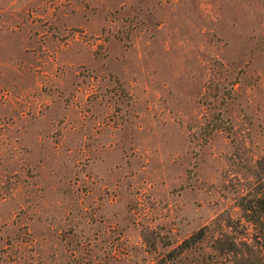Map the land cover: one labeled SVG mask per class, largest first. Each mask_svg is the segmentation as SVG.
<instances>
[{"label": "rangeland", "instance_id": "obj_1", "mask_svg": "<svg viewBox=\"0 0 264 264\" xmlns=\"http://www.w3.org/2000/svg\"><path fill=\"white\" fill-rule=\"evenodd\" d=\"M254 198L264 0H0V264H264Z\"/></svg>", "mask_w": 264, "mask_h": 264}, {"label": "trees", "instance_id": "obj_2", "mask_svg": "<svg viewBox=\"0 0 264 264\" xmlns=\"http://www.w3.org/2000/svg\"><path fill=\"white\" fill-rule=\"evenodd\" d=\"M261 198H254L251 200L250 204L246 206L247 210L251 212V214L255 217L253 219H257L258 221H261V219H264V202ZM264 225L261 226V230H264ZM205 236L204 229L199 230L197 233H194L189 238H187L183 245L180 247H185V249H190L195 243L202 241ZM264 237V236H263Z\"/></svg>", "mask_w": 264, "mask_h": 264}]
</instances>
